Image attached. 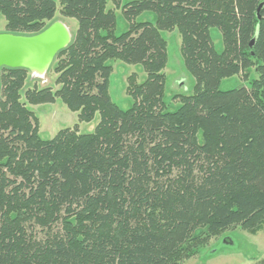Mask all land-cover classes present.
<instances>
[{
  "label": "trees",
  "instance_id": "obj_1",
  "mask_svg": "<svg viewBox=\"0 0 264 264\" xmlns=\"http://www.w3.org/2000/svg\"><path fill=\"white\" fill-rule=\"evenodd\" d=\"M109 1L121 6L59 0L77 27L48 69L52 85L0 69V264H181L227 230L264 229V0H130L118 35ZM57 9L0 0L13 34L42 31ZM145 11L154 23L136 21ZM173 29L195 84L166 111L160 32ZM113 59L146 73L128 76L126 109L108 92ZM233 75L242 83L221 90ZM57 99L78 122L97 114L94 129L77 123L42 138L30 106Z\"/></svg>",
  "mask_w": 264,
  "mask_h": 264
},
{
  "label": "rangeland",
  "instance_id": "obj_2",
  "mask_svg": "<svg viewBox=\"0 0 264 264\" xmlns=\"http://www.w3.org/2000/svg\"><path fill=\"white\" fill-rule=\"evenodd\" d=\"M55 1L58 7L56 16L46 26L55 20H62L73 34L77 27V21L73 18H63L59 15V0ZM128 1L130 0H121V6ZM107 6L114 9L111 1L108 2ZM121 6L114 9L116 17L114 32L116 35L128 28V22L122 14ZM136 21H151L154 23L155 14L151 11H145L138 15ZM5 24V18L0 13V33L5 32ZM160 33L167 44V62L163 69L165 74L163 101L166 111H168L180 106V102L173 99L175 95L191 94L193 92L195 80L184 64L181 54V37L178 30L173 29L161 31ZM209 34L214 49L220 53L223 49L220 32L213 27L209 29ZM108 63L112 67V72L109 76V95L119 107L126 109L131 106L133 101L126 90L128 76L134 73L136 82H141L145 79L146 73L141 64L125 63L119 59L109 60ZM251 76H254L252 72ZM53 81L54 74L50 71L40 77L28 72L26 86H31L33 83L38 86L52 85ZM241 83V76L233 75L222 79L219 87L221 90L230 89L237 87ZM30 108L38 118V133L44 139L52 137L61 128L73 127L77 123L80 132H90L94 129L99 119L96 114L94 119L89 122H78L77 113L68 110L59 99L54 103L31 105ZM181 264H264V229L254 233L240 227L227 230L211 239L205 247L200 249L199 253Z\"/></svg>",
  "mask_w": 264,
  "mask_h": 264
},
{
  "label": "water",
  "instance_id": "obj_3",
  "mask_svg": "<svg viewBox=\"0 0 264 264\" xmlns=\"http://www.w3.org/2000/svg\"><path fill=\"white\" fill-rule=\"evenodd\" d=\"M72 35L62 20H55L32 35L0 33V68H24L32 75L41 76L57 53L70 43Z\"/></svg>",
  "mask_w": 264,
  "mask_h": 264
},
{
  "label": "bare ground",
  "instance_id": "obj_4",
  "mask_svg": "<svg viewBox=\"0 0 264 264\" xmlns=\"http://www.w3.org/2000/svg\"><path fill=\"white\" fill-rule=\"evenodd\" d=\"M261 4H263V5H264V1H262V2L259 4V6H260ZM263 5H262V6H263ZM259 6H258V9H257V11H259V8H260ZM261 8H262V7H261ZM261 8H260V9H261ZM66 26H67V25H66ZM46 27H47V26H46ZM46 27H45V28H46ZM18 35H20V34H18ZM253 43H254V39H253V41L251 42V44H250V45H252ZM53 60H54V59H53ZM1 68H2V67H1ZM1 68H0V69H1ZM35 76H37V75H35ZM37 77H40V76H37Z\"/></svg>",
  "mask_w": 264,
  "mask_h": 264
}]
</instances>
